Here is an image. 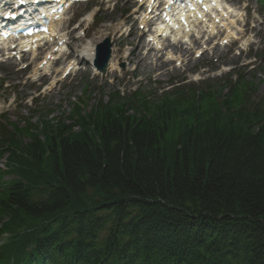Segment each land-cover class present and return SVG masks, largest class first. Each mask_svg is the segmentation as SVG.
Returning a JSON list of instances; mask_svg holds the SVG:
<instances>
[{
    "label": "trees",
    "instance_id": "16d2710c",
    "mask_svg": "<svg viewBox=\"0 0 264 264\" xmlns=\"http://www.w3.org/2000/svg\"><path fill=\"white\" fill-rule=\"evenodd\" d=\"M234 102L113 98L13 135L0 264H264V100Z\"/></svg>",
    "mask_w": 264,
    "mask_h": 264
},
{
    "label": "rangeland",
    "instance_id": "374dc122",
    "mask_svg": "<svg viewBox=\"0 0 264 264\" xmlns=\"http://www.w3.org/2000/svg\"><path fill=\"white\" fill-rule=\"evenodd\" d=\"M229 1L233 3L232 6L237 13L241 11L245 15L246 11L247 18L242 16L244 21L240 23V27L246 28V35L250 37L248 40L250 45L246 51L240 50L239 41L227 48H218L217 44H212L216 47L210 49L208 46L209 49L199 58L190 50L188 54L190 61L187 59V63L182 67L175 68L173 64H163L159 69L154 68L150 62L152 56L138 48L141 40L137 38V28L131 29V33L136 35L128 36V27L131 23L125 15L131 7L128 2L120 0L112 4L92 0L76 4L70 27L77 24L92 8L96 9V16L88 28L82 23L81 30L77 29L73 36L78 35L79 31H85L89 39H95L94 44L111 36L114 51L118 54L119 69L102 76L95 74L90 64L82 61L79 63L81 68L79 72L71 73L65 79H61L59 75L58 78L61 80L57 86L54 85L51 91H42L37 85L25 82L24 73L17 72L15 65L0 63V123H7L4 125L13 130L9 122L17 123L20 127L29 123L31 125L39 123L41 119L73 122L71 114L74 113L76 105H81L82 113H88L98 99L103 98L105 101L110 99L109 94L116 89L125 97L130 96L131 92H136L131 98L138 104L137 101L142 95L151 102L166 96L172 97L173 94L183 98L190 88L201 93L212 88L215 93L210 100L201 101L202 108L212 103L220 105L225 94L234 85L241 86V83L247 85L246 82L253 84L249 88L246 86L247 89L241 86V90L245 91L244 96L249 98L248 101L264 97V11L260 9L258 0ZM252 24L255 27H252ZM85 41V38L74 39L71 49L79 50ZM201 44L203 48L207 45L203 42ZM131 50V57H126ZM249 61L252 62L245 66L244 64ZM224 67L227 70L232 69L231 72L228 73ZM194 74L195 77L205 80L191 83L193 81L189 80ZM50 82L51 80L45 78V87H48ZM238 95L240 97L236 103L242 100L241 93ZM20 137L23 141H29L28 135ZM5 162V159H0V169L4 167ZM13 177L11 174L0 173V187L7 185Z\"/></svg>",
    "mask_w": 264,
    "mask_h": 264
},
{
    "label": "bare ground",
    "instance_id": "6f19581e",
    "mask_svg": "<svg viewBox=\"0 0 264 264\" xmlns=\"http://www.w3.org/2000/svg\"><path fill=\"white\" fill-rule=\"evenodd\" d=\"M216 3L215 5V8H222L223 10H226L224 11V13L228 14L229 12H233V9H231V6H228L226 9L224 5H222L221 1L222 0H212ZM70 7V6H69ZM209 8H211V13H213V7H211V5L209 4ZM230 8V9H229ZM69 12H71V9H69L68 11L66 12H63L61 15H60V18L53 22L52 23V36L55 41L53 43V45L50 47V50L53 49V47L55 46V44H57L58 41L60 40H63V39H66L68 37V35L70 33H72L74 31L73 30H70V31H67V33H65V28H66V23L68 20H66V18L69 16ZM94 14V10L92 9L91 11H89V13H87L83 20H85L86 22H89L92 18ZM223 14V12H221V15ZM232 16L234 15H231V18ZM145 20L143 19L141 22L143 23ZM189 23V21H187ZM234 18L233 19H229V21L227 23H225V28L227 30V33L225 35V38H233V37H236V34L235 32L232 30L231 28V25L234 24ZM198 22H193V25L195 26V29L197 28V24ZM194 29V27H193ZM157 34L158 36H155L153 35L152 38L154 39V41L156 42L154 44V46L151 45V42L148 41V44H146L147 47H149V50L152 49V47L154 49H157V50H161V49H166V52L165 54L162 52V55L166 56V58H169V59H175L176 61H184L187 57V54L185 55V53H187L188 51L186 50L187 48H194L195 47V44H196V41H192L189 34L185 33L184 34V37H186V40H190V43L186 45V48H183V47H176L177 44H174L175 45V51H172V48L171 49H168L166 43H165V40L162 39L160 36L162 33H164V30L162 27H159V29H157ZM214 28L211 29V31H213ZM166 31V30H165ZM197 33H199V31H197ZM181 33L180 32H177L175 34V36H179ZM238 37V36H237ZM100 37H97V39H99ZM174 39V38H173ZM239 39V37H238ZM241 39V38H240ZM239 39V40H240ZM93 40L95 39H90V41H86V43L81 47V57L84 58V60H88L89 62L93 61V59L95 58L94 57V54H95V46L93 44ZM174 43V42H173ZM171 45H173L171 43ZM25 45H21L20 48H23ZM65 48V45H63L61 47V49ZM159 48V49H158ZM161 48V49H160ZM115 48L113 49V54H112V57H111V60H110V63H109V68H108V71L107 73H112V72H115L116 69H119V66H118V63H117V59H118V54L117 52L115 53ZM131 53H132V50L129 51L128 55H126V57H131ZM33 54H36V50L33 52ZM135 55V54H134ZM54 56L56 57V53L54 54ZM185 58V59H184ZM154 60H156V58L154 57L153 58ZM39 63H36L35 65V73L34 74H37L38 71L40 70L39 68ZM53 64V62H49L48 66H46L43 71L44 73L45 72H49V74H51L53 71H51V65ZM77 59H70V61L65 65V67L62 69L63 71H65L67 68H70L72 67L71 70H74L76 68V65H77ZM56 71L58 72L59 69H56ZM56 78H54V80L51 81V84L49 85V87L53 86L54 82H55Z\"/></svg>",
    "mask_w": 264,
    "mask_h": 264
},
{
    "label": "water",
    "instance_id": "95a60500",
    "mask_svg": "<svg viewBox=\"0 0 264 264\" xmlns=\"http://www.w3.org/2000/svg\"><path fill=\"white\" fill-rule=\"evenodd\" d=\"M109 47H110V43H109V40L107 39L105 41V43L103 45L100 46V53H99V56L98 58H101V63L99 64V68L102 70V71H105L106 69V65H107V60L110 56V50H109ZM103 52H105V56H102ZM102 56V57H101Z\"/></svg>",
    "mask_w": 264,
    "mask_h": 264
},
{
    "label": "snow or ice",
    "instance_id": "6c2138e0",
    "mask_svg": "<svg viewBox=\"0 0 264 264\" xmlns=\"http://www.w3.org/2000/svg\"><path fill=\"white\" fill-rule=\"evenodd\" d=\"M24 2V0H21V3H23Z\"/></svg>",
    "mask_w": 264,
    "mask_h": 264
}]
</instances>
